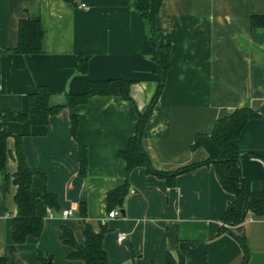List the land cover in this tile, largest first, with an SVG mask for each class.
Masks as SVG:
<instances>
[{"label":"crops","instance_id":"crops-1","mask_svg":"<svg viewBox=\"0 0 264 264\" xmlns=\"http://www.w3.org/2000/svg\"><path fill=\"white\" fill-rule=\"evenodd\" d=\"M132 0H0V114L26 111V97L44 86L49 104L66 105L89 81L127 80L132 102L118 96H93L64 107L44 126L29 121L0 122L13 135L33 176L38 195L39 237L19 245L12 240L17 170L15 140L7 139L5 171L0 174V257L6 264H38L37 251L55 264H84L60 241L68 227L79 245L84 224L94 233L105 228L102 248L108 264H264V215L248 211L229 226L223 213L233 196L220 186L212 165L178 174L154 176L143 168L128 175V194L114 218L107 217V193L120 187L126 169L118 153L136 133L137 112L144 114L158 88L150 60L148 22ZM264 16V0H162L155 18L159 45L170 47V69L146 122L142 145L151 166L173 172L206 160L203 148L191 150L198 134H209L216 120L248 107L260 117L249 121L235 140L244 190L264 182V28L251 25ZM37 20L44 32L40 54H12L21 19ZM87 60L77 72L78 56ZM71 116L76 128L71 132ZM86 152L79 174V148ZM53 195L49 207L41 198ZM85 206V218L79 207ZM64 211L72 215L63 216ZM124 239L118 241L119 235ZM244 238V249L238 238ZM15 246L13 254L11 247Z\"/></svg>","mask_w":264,"mask_h":264},{"label":"trees","instance_id":"trees-1","mask_svg":"<svg viewBox=\"0 0 264 264\" xmlns=\"http://www.w3.org/2000/svg\"><path fill=\"white\" fill-rule=\"evenodd\" d=\"M71 1V0H67ZM162 0H132V8L141 18L148 22L149 26V45L150 60L154 63V73L158 77L157 91L144 114L137 112L138 122L136 133L128 140L125 151L118 153L126 169V178L124 183L107 193L106 205L107 212L115 208H120L128 194V175L135 168L143 167L148 173L166 179H173L181 173L191 171L195 168L212 165L217 180L222 189L233 196L223 213L222 221L229 226L239 225L244 221L248 211L257 216L264 215V182L253 184L251 194L247 197L244 190L245 181L241 175L239 154L235 140L239 137L244 126L251 120L260 117L259 111L248 107L235 108L225 116L215 121L209 134H198L195 136L191 145V150L203 148L207 158L200 164L185 166L173 172H162L155 170L150 163L148 154L142 145V136L146 122L152 113V110L163 90L167 71L170 69V47L168 45H159L157 39V28L155 18L159 12ZM251 25L256 28H264V16H252ZM44 32L37 20L21 19L18 23V37L16 46L10 50L12 54L30 55L41 53V42ZM77 72L85 74L87 71V60L78 56ZM131 82L127 80H107V81H89L86 91L82 94L67 95L66 105L49 104V94L44 86H38L36 90L29 93L26 97V111L23 114H16L13 111H5L0 114V122L5 126L8 122L22 123L29 121L35 126H44L47 124L50 116L59 113L64 107L71 108L78 104H84L93 96H118L125 101L132 102L129 96ZM76 117L71 116V132L76 128ZM13 137L15 140V155L17 170L13 174V184L16 186L14 203L17 214L12 218V240L14 245L22 244L28 236L39 237L43 222L35 214V200L38 195L30 189V182L33 176L28 168L25 157L21 151V136L13 135L5 127L0 131V174L3 176L5 185L8 182V176L5 171L7 157V139ZM79 174L85 175L86 170V152L79 148ZM264 164V159H262ZM49 207H54L56 198L50 194L41 196ZM80 218H85V206L79 207ZM105 228L100 232L94 233L88 224H84V244L76 243L71 230L68 227H61L60 241L62 244L73 249L68 254V258L81 260L84 264H108L105 251L102 248V238ZM245 252L244 238H238ZM15 246L11 247L10 254H13ZM38 264H55L51 256L37 251ZM7 257H0V264H6ZM245 263V260H244ZM243 263V264H244ZM167 264H175L170 257ZM177 264H182L179 259Z\"/></svg>","mask_w":264,"mask_h":264},{"label":"built area","instance_id":"built-area-1","mask_svg":"<svg viewBox=\"0 0 264 264\" xmlns=\"http://www.w3.org/2000/svg\"><path fill=\"white\" fill-rule=\"evenodd\" d=\"M71 215H72L71 211H64L63 212V216L64 217H68V216H71ZM118 215H119L118 211L112 210V211L108 212L107 217L108 218H114V217H116ZM123 239H124V235L123 234L119 235L118 241H122Z\"/></svg>","mask_w":264,"mask_h":264}]
</instances>
